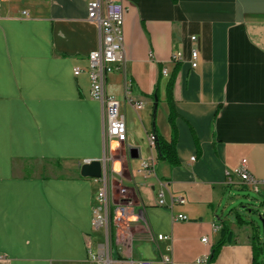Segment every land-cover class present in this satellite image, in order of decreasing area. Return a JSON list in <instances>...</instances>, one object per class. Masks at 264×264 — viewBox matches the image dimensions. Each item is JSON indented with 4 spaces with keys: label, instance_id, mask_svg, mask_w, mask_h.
Masks as SVG:
<instances>
[{
    "label": "crops",
    "instance_id": "obj_1",
    "mask_svg": "<svg viewBox=\"0 0 264 264\" xmlns=\"http://www.w3.org/2000/svg\"><path fill=\"white\" fill-rule=\"evenodd\" d=\"M118 2L126 10L124 61L106 90L127 122V141L112 146L122 154L114 183L127 190L131 215L112 230L113 264H209L225 224L235 242L211 264H254L251 237L260 233L240 215L246 206L235 205L246 188L237 174L245 160L263 182L264 207V0ZM99 43L88 0H0V264H90L88 245L95 251L105 241L93 229L102 183L80 175L86 161L104 158L102 106L88 74ZM129 85L145 102L140 110L126 102ZM171 106L177 165L148 140L171 142ZM150 159L154 175L139 173ZM160 182L167 207L158 204ZM173 197L186 203L170 207ZM179 214L189 219L175 220Z\"/></svg>",
    "mask_w": 264,
    "mask_h": 264
},
{
    "label": "built area",
    "instance_id": "obj_2",
    "mask_svg": "<svg viewBox=\"0 0 264 264\" xmlns=\"http://www.w3.org/2000/svg\"><path fill=\"white\" fill-rule=\"evenodd\" d=\"M126 10L118 0H88V16L99 25L100 43L99 48L89 55L90 66L88 74L90 77V94L91 98L98 101L102 106L103 117V140H104V171L99 179H95L102 183V188L98 193V201L93 208V229L95 231L102 230L105 235V241L99 245L94 251L88 245V261L90 264H113L111 238L112 230L120 228L129 222L131 215L130 203L123 202L126 198L127 190L120 188L119 201L115 202L114 180L118 173L114 167L115 162L119 161L114 155L115 149L113 143L123 144L127 141L128 128L126 117L121 110V103L118 99L109 95L106 90L107 76L121 69L124 61L123 44H124V23ZM195 44L196 37L191 38ZM181 53L173 55L175 61H180ZM191 66L193 69L198 67V50L194 48L191 53ZM81 73L80 69L75 70V75ZM163 75L167 76L166 69ZM126 102L140 110L144 107L145 102L135 101L130 93V85L125 89ZM150 145L156 148L157 137L155 134L148 136ZM194 160V158H193ZM155 159L143 162L139 173L145 176H152L155 172ZM237 174L241 178L243 185L251 191L259 193L260 185L263 182L257 180L248 170L247 162L243 160L237 169ZM162 188L159 191V206L167 207L164 196L166 184L160 182ZM174 203L185 204L183 197H173ZM175 220L187 221L189 218L184 214L175 216ZM159 239L167 238L166 236H158ZM207 242V238L202 240ZM165 264L171 263L170 259L163 260ZM139 264H153L151 260H142Z\"/></svg>",
    "mask_w": 264,
    "mask_h": 264
},
{
    "label": "trees",
    "instance_id": "obj_3",
    "mask_svg": "<svg viewBox=\"0 0 264 264\" xmlns=\"http://www.w3.org/2000/svg\"><path fill=\"white\" fill-rule=\"evenodd\" d=\"M174 76L171 77V80L168 84V101L169 104H171V97H172V87L174 84ZM171 112L169 116V121L172 127V132H173V137L171 142H166L162 137L157 136V141H156V150L158 153V157L160 159H163L165 161H168L172 165H177L178 164V159L176 156V143H177V137H176V125H175V114L172 110V106L170 107ZM241 223L247 224L246 221L242 220ZM249 224V223H248ZM251 224H254V222H251ZM235 242L234 239V234L228 227V225H224L220 231V239L219 241L215 244V246L212 249L211 257L209 259V264H211L215 258L217 257L220 249L222 248L223 245L226 243H233ZM251 242L254 247V264H261L258 262V258L260 257L262 253V243L260 241V236L258 233H254L253 236L251 237Z\"/></svg>",
    "mask_w": 264,
    "mask_h": 264
},
{
    "label": "rangeland",
    "instance_id": "obj_4",
    "mask_svg": "<svg viewBox=\"0 0 264 264\" xmlns=\"http://www.w3.org/2000/svg\"><path fill=\"white\" fill-rule=\"evenodd\" d=\"M114 155L117 159L122 160V154L120 152H114ZM40 165H44V163H39ZM39 165V166H40ZM33 167H35L33 165ZM56 171V170H55ZM47 173V171H46ZM48 174V173H47ZM57 175L62 174L60 171H56ZM119 190L120 187L117 185V183H114V192H115V201L118 200V195H119ZM240 196V200L237 202L235 207L239 208L240 206H246V209H240L243 210L244 212L241 213L240 215L244 217L245 219L251 220L254 222V228L255 230H258L260 233V236L264 239V227L261 221L258 218L259 214H264V207L261 206L259 201L261 200L260 196L258 193L249 190L248 188H242L236 192ZM252 227V226H251Z\"/></svg>",
    "mask_w": 264,
    "mask_h": 264
},
{
    "label": "water",
    "instance_id": "obj_5",
    "mask_svg": "<svg viewBox=\"0 0 264 264\" xmlns=\"http://www.w3.org/2000/svg\"><path fill=\"white\" fill-rule=\"evenodd\" d=\"M157 103L158 100L157 98L155 99V106H154V117L157 113ZM133 151H131V157L135 158L136 156L133 155ZM104 169V164L103 161L101 160H90L86 161L80 170V175L84 178H93V179H99L103 175V170ZM259 220L263 224L264 227V214H259L258 215Z\"/></svg>",
    "mask_w": 264,
    "mask_h": 264
}]
</instances>
